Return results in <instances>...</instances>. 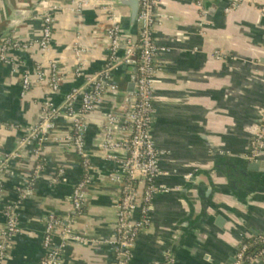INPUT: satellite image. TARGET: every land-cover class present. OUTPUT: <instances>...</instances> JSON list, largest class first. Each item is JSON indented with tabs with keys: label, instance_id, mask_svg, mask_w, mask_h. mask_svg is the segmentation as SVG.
<instances>
[{
	"label": "crops",
	"instance_id": "1",
	"mask_svg": "<svg viewBox=\"0 0 264 264\" xmlns=\"http://www.w3.org/2000/svg\"><path fill=\"white\" fill-rule=\"evenodd\" d=\"M53 1L61 8L54 11L51 52L45 55L37 45L11 49L13 63L0 61V122L18 126L0 129V153L19 151L7 157L0 174V227L9 205L15 207L21 226L9 258L1 264L40 263L45 253L43 217L51 211L73 218L75 230L94 239L87 244L70 242L62 264H114L109 241L115 235L121 190L110 176L117 164L106 158L102 140L107 114L123 119L132 102L129 85L137 73L136 58L113 71L118 89L107 90L88 117L86 148L94 168L82 212L74 210L70 199L84 168L65 139L72 131L66 115L57 118L44 145L41 176L31 185L32 192L20 199L33 171V145L18 150L21 131L40 122L45 100L58 107L73 87L85 82L74 74L75 43L85 48L86 74L99 72L108 57V14L99 7L77 12L71 0ZM41 2L0 0V43L38 39L46 11ZM229 3L203 0L199 7L197 0H158L155 39L169 50L158 56L152 135L164 151L156 183L166 190L153 198L152 225L140 233L132 264H153L168 253L178 264H230L245 235L264 232V150L258 158H249L264 109V0H244L227 13ZM117 14L123 36L136 41L139 27L130 22L129 6L117 5ZM124 55L119 52L121 59ZM49 58L58 62L63 75L60 89L53 92L34 82L22 96L23 74ZM115 134L128 137L124 123ZM116 153L126 155L122 149ZM60 168L64 174L54 182ZM257 264H264V259Z\"/></svg>",
	"mask_w": 264,
	"mask_h": 264
},
{
	"label": "built area",
	"instance_id": "2",
	"mask_svg": "<svg viewBox=\"0 0 264 264\" xmlns=\"http://www.w3.org/2000/svg\"><path fill=\"white\" fill-rule=\"evenodd\" d=\"M244 0H230L225 12L236 9ZM203 0H197L202 7ZM41 4L46 11L41 14L42 32L34 41H21L5 39L0 43V61L13 63L9 57L11 49H28L35 45L48 55L52 50V41L55 25V13L60 5L53 0H42ZM158 0H140L137 16L139 27L138 39L132 40L124 37L121 25L117 22V5L111 0H71V8L77 12L87 7H99L108 16L110 25L107 28L108 57L104 67L95 74H86L85 48L77 41L74 46L76 67L74 74L82 77L84 84L73 87L66 95L62 105L56 107L49 99L45 100L42 111L44 118L31 133L20 140L18 150L27 145H33V171L31 183L23 188L20 199H25L32 192L31 185L41 176L44 168V145L55 128L56 120L61 115L71 119L72 131L65 139L72 145L81 158L84 173L75 185L70 196L76 212H82L87 198V190L92 181L93 164L86 148V134L88 130V117L103 101L107 90H117L118 86L112 81V73L121 63L130 59L137 60V79L132 102L125 113L124 124L129 132L125 139L118 138L116 128L121 120L116 113H108L104 124L103 148L108 152L106 158L113 160L117 167L111 172L113 181L120 184L121 198L117 205V221L115 235L110 239L114 250V264H132L134 247L141 232L152 225L153 198L160 190H166L157 185L156 180L161 174L160 157L164 151L160 150L152 135V125L156 109L154 106V82L161 70L158 56L168 51V47L159 45L155 39L156 26L159 22L157 15ZM264 14V7L262 9ZM127 45L125 55L121 59L119 52L122 45ZM215 55L220 58L218 52ZM63 75L58 62L49 58L39 61L32 72H25L21 80V95L26 96L34 82L45 84L53 92L60 89ZM11 123L0 122V129H17ZM250 159H256L264 150V109L260 115V124L254 131ZM125 150L126 155L121 156L117 150ZM0 155H2L0 153ZM9 156L19 155V151L3 154ZM6 161V160H5ZM0 163V174L4 170V162ZM64 174L60 168L53 177L59 181ZM6 221L0 227V264L9 258L13 239L21 233L18 213L14 206L9 205L5 210ZM44 234L42 239L44 256L39 264H62L63 253L70 242L92 243L94 239L85 233H79L74 228L73 218H62L51 211L43 217ZM264 259V232L245 235L234 254L232 264H257ZM153 264H178L175 257L168 253L161 261Z\"/></svg>",
	"mask_w": 264,
	"mask_h": 264
},
{
	"label": "water",
	"instance_id": "3",
	"mask_svg": "<svg viewBox=\"0 0 264 264\" xmlns=\"http://www.w3.org/2000/svg\"><path fill=\"white\" fill-rule=\"evenodd\" d=\"M111 1H113V3H115L119 6H129V8H130V15H129L130 22L132 24L137 23V16H138L139 7H140V0H111ZM127 48H128V46L124 44V45H122L120 51L125 52V50ZM136 79H137V74H134L132 76V80H131L130 85H129V92H130L131 96L133 95L134 90H135ZM129 100H131V98ZM124 115H125V113H124ZM43 118H44V113L41 110L39 120L41 121V120H43ZM123 123H124V118L119 121V125H122ZM37 124L38 123L36 121H34L30 125H27L25 127V130L21 131V136L27 137L31 133V131L36 127ZM19 141H20V139H19ZM19 141H18V143H19ZM5 160H6V157L3 154L0 155V163L2 161H5ZM233 261H234V256H233L232 262L230 264H232Z\"/></svg>",
	"mask_w": 264,
	"mask_h": 264
}]
</instances>
